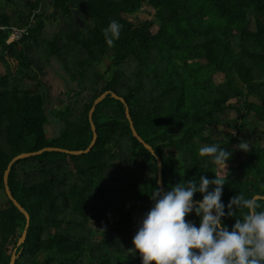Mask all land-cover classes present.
Masks as SVG:
<instances>
[{
  "label": "trees",
  "instance_id": "obj_1",
  "mask_svg": "<svg viewBox=\"0 0 264 264\" xmlns=\"http://www.w3.org/2000/svg\"><path fill=\"white\" fill-rule=\"evenodd\" d=\"M144 4L154 17L132 22ZM113 19L122 29L109 46ZM11 27L26 33L9 42ZM0 63V264L14 249V264H141L127 250L159 187L157 160L165 190L211 179L204 144L232 150L225 204L264 196V0H0ZM105 91L124 102L108 94L96 105L88 153L45 151L11 166L9 189L30 218L18 245L26 218L6 195L8 163L45 147L86 149L88 113Z\"/></svg>",
  "mask_w": 264,
  "mask_h": 264
},
{
  "label": "clouds",
  "instance_id": "obj_2",
  "mask_svg": "<svg viewBox=\"0 0 264 264\" xmlns=\"http://www.w3.org/2000/svg\"><path fill=\"white\" fill-rule=\"evenodd\" d=\"M121 29L117 20L109 22L103 29L107 45L120 38ZM235 148L250 149L246 141ZM198 151L217 169L214 177L194 176L167 190L154 187L129 255L139 253L141 264H264V205L244 195H234L227 204L222 200L232 150L214 142ZM197 193L201 199H194ZM237 209L242 210L240 218ZM189 214L198 217V224L186 219ZM226 217H235L231 228L224 223Z\"/></svg>",
  "mask_w": 264,
  "mask_h": 264
},
{
  "label": "water",
  "instance_id": "obj_3",
  "mask_svg": "<svg viewBox=\"0 0 264 264\" xmlns=\"http://www.w3.org/2000/svg\"><path fill=\"white\" fill-rule=\"evenodd\" d=\"M108 94H110L112 97H114L116 99H119L120 101L124 102L123 98L117 96L115 93H111L110 91L103 92L101 95H99L93 101V104H92V106H91V108L89 110V113H88V118H89V122H90V126H91V130H92V134L93 135H92L91 142L89 143V145H88V147L86 149H84V150H70V149L59 148V147H45V148H42V149L37 150V151L21 153V154L15 156L13 159H11V161L8 163L7 168H6V170L4 172V175H3L6 195L13 202V204L19 209V211L24 214V216L26 218L25 228H24V230L22 232V235H21V237L19 239L18 245L20 243L24 242V240L26 238L27 230H28L29 223H30V218H29L28 212L13 198V196L11 194V191L9 189L8 177H9L11 166L13 165L14 162L19 160L20 158H27V157H30V156H35V155L41 154V153H43L45 151H56V152H62V153L71 154V155H81V154L88 153L92 149V147L94 146V144H95V142L97 140V132H96V128H95V125L93 123V120H92L93 112L95 110L96 105L99 102H101L106 97V95H108ZM126 116H127V119L129 120V125H130V129L132 131L133 136L136 137L139 142L143 143L145 148H147L151 152V154H154L153 148L150 145H148L147 143H145L143 141V139L137 134V132H136L134 126H133V122L131 120V117H130L128 109H126ZM157 161H158V180L160 181L159 187H162V182H161V161L159 159ZM254 198L256 200L257 199H264V196L255 195ZM16 256H17L16 249H14V251L11 254V258H10V261H9L8 264H14Z\"/></svg>",
  "mask_w": 264,
  "mask_h": 264
},
{
  "label": "rangeland",
  "instance_id": "obj_4",
  "mask_svg": "<svg viewBox=\"0 0 264 264\" xmlns=\"http://www.w3.org/2000/svg\"><path fill=\"white\" fill-rule=\"evenodd\" d=\"M154 9L146 4L143 5V7L137 11L136 13L132 14V15H129L128 18L134 22V23H138L139 21H142L144 19H152L154 17ZM109 60L106 59L104 60L103 63H101L100 65H98V69L101 71L104 67H106V65L108 64ZM0 69L3 70L4 67L2 65V63H0ZM107 77L109 76L107 73L105 74ZM222 77L220 75H217L215 80L216 81H219ZM171 132V130H170ZM231 172L234 174V175H238V172L235 171V170H231ZM3 202V198L0 197V203Z\"/></svg>",
  "mask_w": 264,
  "mask_h": 264
},
{
  "label": "built area",
  "instance_id": "obj_5",
  "mask_svg": "<svg viewBox=\"0 0 264 264\" xmlns=\"http://www.w3.org/2000/svg\"><path fill=\"white\" fill-rule=\"evenodd\" d=\"M23 33H26V29H19L16 27H11V32H10V36H9V42L18 40Z\"/></svg>",
  "mask_w": 264,
  "mask_h": 264
}]
</instances>
